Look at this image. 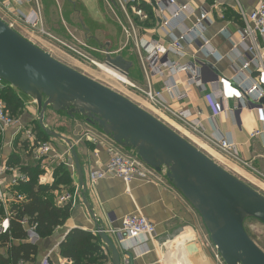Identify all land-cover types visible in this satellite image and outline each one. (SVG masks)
<instances>
[{
	"label": "crops",
	"instance_id": "1",
	"mask_svg": "<svg viewBox=\"0 0 264 264\" xmlns=\"http://www.w3.org/2000/svg\"><path fill=\"white\" fill-rule=\"evenodd\" d=\"M46 1L41 0V4ZM77 1L83 6L91 22H102L103 13L98 8L97 0V9L93 12L89 9L91 0ZM148 1L152 3L154 0H141V3L148 6ZM258 1L175 0L177 7L183 5L188 8L176 17L173 16V7L168 10L165 17L170 18L171 26H175L172 34L177 36L183 28L194 29L197 26L202 42L207 45L206 49L201 50L195 43L187 39L182 42V55L170 51L164 56L179 64H188L186 72L171 76L167 72L160 75L152 70L148 76L145 75L139 57V54L143 57L144 53L138 43L157 40L165 46L169 45V37L160 28L158 18L161 16H157L155 10H150L147 19L134 17L136 37L133 36L131 39L132 44L119 46L112 53L120 54L125 60L132 62L127 76L129 74L132 76L131 83L134 85L132 94L136 97L134 102L141 107L143 104L152 109L154 116L159 117L158 119L164 118V121L172 123H169L170 127L193 145L199 141L200 148L198 146L197 148L202 151H206L203 147L205 146L220 156L221 154L210 143L209 137L214 134L227 137L239 159L234 161L221 155L222 159L230 165L234 173L249 181L253 189L258 192L260 190V193L262 190L263 193L264 101L261 102V100L264 99V83L253 65H250L247 70L240 68L241 54L244 49V43L240 40L242 27L240 12H250ZM12 3L13 8L20 9L25 13L33 7L32 3L19 0H13ZM72 5L74 6L75 3L73 2ZM113 5L116 7L115 2ZM201 14L205 18L200 20L199 24L197 19ZM122 20L125 23L123 14ZM82 25L84 26V24ZM83 28L88 32L87 27ZM193 58L204 61L205 65L213 72V76L217 77L213 84L197 87L190 82L189 74L192 73L193 68L189 64ZM147 82L153 91L162 93L171 111L182 113L186 123L180 121L166 109L154 107L146 102L145 97L138 92L137 88L145 89ZM254 84L263 89V96L256 98L257 90H255L253 95H250L253 103L243 107L237 118L230 112L211 114L206 100L208 93L221 94L223 105L231 108L238 106L241 96L245 93L244 89ZM166 86L170 87V92ZM172 91L184 93L186 98L176 102L172 98ZM69 119L74 120L73 117H69ZM192 127L197 130L195 131ZM92 128L89 125L86 127L76 123L75 136L64 135L71 141L77 154L83 174L84 190L78 186L69 147L63 140L59 139L63 143L48 141L52 146L51 152L41 156L42 173L39 175V182L51 185L55 173L60 174L65 169L70 179V182L67 183L69 185L63 182L58 183L57 188L51 194L57 202L58 197L64 192L71 193L73 198L68 202L70 203V215L65 223L55 228L49 237L40 239L37 243L36 264H41L45 258L49 264H71L69 259L61 256L59 247L67 232L73 228H80L96 234L94 230L98 227L105 229L113 240L120 252L121 264H218L210 249L205 246L206 230L199 215L170 185L164 173H157L145 180L136 179L129 184L114 177L101 179L95 184L89 183V171L101 167L108 158L106 145L97 137L100 136V132L96 128L97 132ZM253 131H259V133L251 136ZM25 147H28V140L25 139V134L22 131L16 130V127H10L4 132H0V188L7 200L5 205L0 202V208L3 210L7 209L10 200L17 194L19 188L18 183L12 184L14 174L21 172L22 167L31 165L28 164L30 158L21 154ZM15 148L20 153L16 152ZM31 159L35 161L34 158L31 157ZM3 166L12 167L13 170H3ZM82 196L85 197L89 209L84 205ZM133 213L142 214L155 224L153 237L120 239L109 231L110 228L120 225L121 218ZM4 218L5 214L2 219ZM110 218L115 220L111 221ZM195 242H198L201 247L199 254L186 249L188 245ZM100 247L106 258L96 264H111V253L101 240ZM126 253L131 254L130 259L127 258ZM0 254L6 255L4 247L0 248Z\"/></svg>",
	"mask_w": 264,
	"mask_h": 264
},
{
	"label": "water",
	"instance_id": "2",
	"mask_svg": "<svg viewBox=\"0 0 264 264\" xmlns=\"http://www.w3.org/2000/svg\"><path fill=\"white\" fill-rule=\"evenodd\" d=\"M104 64L125 77L132 66L120 54L109 53ZM0 79L17 93L32 98L40 128L48 137L67 144L80 188L84 190L85 186L74 146L45 126L47 108L82 116L119 147L134 151L146 166L164 172L170 185L199 215L224 264H264V251L244 229L247 218L264 224V196L260 192L172 127L121 94L59 62L1 18ZM82 200L88 208L84 196ZM94 231L111 253V264H121L120 252L105 229L98 227ZM200 248L198 242L186 247L195 254L201 252ZM126 256L131 258L130 253Z\"/></svg>",
	"mask_w": 264,
	"mask_h": 264
},
{
	"label": "built area",
	"instance_id": "3",
	"mask_svg": "<svg viewBox=\"0 0 264 264\" xmlns=\"http://www.w3.org/2000/svg\"><path fill=\"white\" fill-rule=\"evenodd\" d=\"M20 2L32 3L33 7L27 13L20 9L13 8V0H0V6H2L8 13H12L16 20L20 21L27 28L35 29L42 28L43 16L41 12L40 0H19ZM119 5L120 10L125 18L126 26H123L124 32L127 36L133 38L136 37L134 28V17L140 19H147L149 17L150 10H155L157 16H161L159 19L160 28L163 33L169 37V45L165 46L157 40H151L149 42L140 41L138 44L141 47L144 55L139 54L142 61L143 70L146 76L154 70L157 74L163 72L169 73L174 76L181 72L188 70V64H179L174 60L165 58L164 56L168 52L172 51L177 55H182V42L189 39L195 43L201 50L206 49L207 45L202 42L199 29L196 26L194 29L183 28L180 30V34L174 36L172 30L175 26H171L170 18H166L170 8H174L173 16H178L181 12L187 10V6H176L175 0H154L152 3L147 2L148 6L141 3V0H115ZM144 6H143V5ZM154 5V6H153ZM205 17L203 14L199 16L197 22L200 24V20ZM240 19L242 21V27L240 29V40L244 43V49L241 54V69L247 70L250 65H253L259 73L262 82L264 83V0H259L256 6L247 13L240 12ZM178 27V26H177ZM193 71L189 74L190 82L197 87L205 86L206 84H213L217 77L213 76V72L205 65L204 61L193 58L189 64ZM5 83L0 79V90L4 87ZM132 88L134 85L131 83ZM242 87V86H241ZM170 92V87L166 86ZM138 92L142 93L146 102L154 107L164 108L173 114L180 121L186 123L185 117L182 113H175L171 111L167 105V101L163 98L162 93L159 91H153L147 82L145 89L137 88ZM256 92V98L263 96V89L257 85H249L244 91V95L241 96V101L238 106L226 107L223 105V96L219 93L206 95L207 105L211 109L212 115H217L222 112H230L236 118L239 116L243 107L249 103H253L250 99V95ZM173 92V91H172ZM172 98L176 102H179L186 98V94L173 92ZM188 125V124H187ZM16 127L17 131H22L25 134V139L28 140V150L32 158L39 159L41 156L48 155L51 152L52 146L48 141L41 140L35 134L33 135L30 130H25L19 121L12 115H10L5 109V102L0 96V132H4L7 128ZM195 131L194 127H192ZM25 131V133H24ZM259 131H253L251 136H255ZM97 136L102 143L106 145L108 152V158L106 162L99 168L90 170L88 173V181L90 184H95L97 181L109 177H114L122 180L125 184L131 183L133 180L140 179L145 180L153 177L159 172H156L152 168L146 166L135 154L134 151H124V148L119 147L109 137L103 133H99ZM210 143L219 151L223 156L230 160L237 161L239 158L233 150L232 143L227 137L223 135H211L209 137ZM3 170H13L12 167L3 166ZM161 173V172H160ZM164 173V172H162ZM26 180V174L19 172L14 174L12 184L24 182ZM72 194L64 192L58 197V203L64 204L72 200ZM13 199L21 200L20 194H15ZM11 199L10 201H12ZM6 197L0 188V202L5 205ZM5 218L0 223V233H4L9 226V219L7 209L5 208ZM111 220V218H110ZM113 218L111 221H114ZM109 231L120 239H135L138 237L151 238L155 235V224L139 213H133L126 215L120 219V225L118 227H112ZM26 240L32 244H37L40 240L36 233L35 224L28 225L26 227ZM205 246L210 249L214 259L218 264H224L221 257L216 252L209 237L206 233L204 237ZM41 264H49L45 258Z\"/></svg>",
	"mask_w": 264,
	"mask_h": 264
},
{
	"label": "rangeland",
	"instance_id": "4",
	"mask_svg": "<svg viewBox=\"0 0 264 264\" xmlns=\"http://www.w3.org/2000/svg\"><path fill=\"white\" fill-rule=\"evenodd\" d=\"M73 2L75 3L74 6L72 5ZM97 2L98 8H100L103 13V20L101 23L91 22L83 6L77 0H47L46 3L40 4L43 16L41 29L27 28L2 6H0V18L14 30L29 38L33 44L35 43L36 46L48 52L59 62L134 102L136 97L132 94L133 88L131 86L124 84L95 65V63H98L106 66L104 61L107 53L111 56H115L116 54L112 53L113 50H117L119 46H123L124 44H132V37L127 36L123 30V26H126V21L123 23L122 12L116 1L97 0ZM112 2L116 3V7H114ZM89 9L92 12L97 9L96 0H91ZM82 24H84V26ZM83 27H87L88 32L85 31ZM125 78L132 82L131 74ZM16 96L17 97H14L11 102L12 106L14 105L13 116L25 127V130H30L33 135L36 134L38 138L41 139V134L38 131V128H40L38 127V110L34 100L22 93H18ZM139 106L141 107V105ZM142 106L141 108L154 115L152 109L143 104ZM73 118V121L70 120L69 115L65 111L56 113L47 108L44 113L43 122L47 128L63 136L69 135L70 137H74L76 123H80L82 126L86 127L89 124L81 117L74 116ZM163 119L160 120L164 121ZM164 122L168 125L170 123H168V121L166 122V120ZM89 127L93 126L89 125ZM92 129L94 131L97 130V128L95 130V127ZM47 141L63 143L59 139H51L50 137H47ZM199 145V141L195 143L196 147H199ZM203 147L206 149V151L203 152L211 157L217 164L236 177L242 178L241 180L249 186H252L249 181H246L243 177H239L240 175L232 171L230 165L226 164V161L222 159L223 156L221 157L222 154L219 151V154H221L220 156L207 147ZM14 150L20 153L16 148ZM21 154L30 158H28V164H37L41 168V157L37 159V161L36 159L32 161L28 147H25ZM261 194L264 195V191L262 193L261 190ZM2 218L3 216L0 215V223L3 220ZM244 229L251 239L264 251V224L256 219L247 218L244 221Z\"/></svg>",
	"mask_w": 264,
	"mask_h": 264
},
{
	"label": "trees",
	"instance_id": "5",
	"mask_svg": "<svg viewBox=\"0 0 264 264\" xmlns=\"http://www.w3.org/2000/svg\"><path fill=\"white\" fill-rule=\"evenodd\" d=\"M17 94L6 84L0 90L5 109L12 116L14 105L12 106L11 102ZM74 116L83 119L78 114L69 115V117ZM38 127H40L39 124ZM38 131L41 134V140H47L48 136L45 132L41 128H38ZM124 151L129 152L130 149H124ZM21 169V172L26 174V180L18 183L17 194H20L22 199H13L7 206L9 226L4 233H0V248L6 249V255L0 254V264H36L38 246L26 240V227L32 223L35 224L39 238L45 239L55 228L62 226L70 215V203L60 204L51 194L58 183L70 182L65 169L60 174L55 173L51 185L39 182L42 170L37 164L27 165ZM4 214L5 211L0 208V215ZM59 247L61 256L69 259L71 264H96L106 258L100 247L99 237L80 228L69 230Z\"/></svg>",
	"mask_w": 264,
	"mask_h": 264
},
{
	"label": "bare ground",
	"instance_id": "6",
	"mask_svg": "<svg viewBox=\"0 0 264 264\" xmlns=\"http://www.w3.org/2000/svg\"><path fill=\"white\" fill-rule=\"evenodd\" d=\"M95 65L97 67H99L100 69H102L104 72H106L107 74L111 75L112 77L120 80L121 82H123L124 84H127V85H131V82L129 80H127L125 78V76L121 75L120 73H118L117 71H115L114 69L112 68H109L107 66H104V65H101V64H98V63H95Z\"/></svg>",
	"mask_w": 264,
	"mask_h": 264
}]
</instances>
